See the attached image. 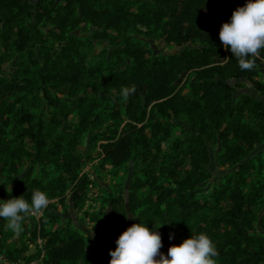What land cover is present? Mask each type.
I'll list each match as a JSON object with an SVG mask.
<instances>
[{
	"label": "trees",
	"instance_id": "trees-1",
	"mask_svg": "<svg viewBox=\"0 0 264 264\" xmlns=\"http://www.w3.org/2000/svg\"><path fill=\"white\" fill-rule=\"evenodd\" d=\"M245 2L0 0V200L30 202L36 189L50 200L14 239L0 219V251L25 259L39 237L44 264H108V244H116L101 238L90 247L52 203L80 209L94 183L80 172L99 159L132 170L126 201L107 191L96 199L109 204L114 237L129 214L167 250L205 233L217 264L264 263V150L255 151L264 143V102L234 96L229 84L247 80L264 97V49L243 71L218 35ZM82 25L89 37L77 35ZM89 38L107 43L109 56L88 61ZM151 42L181 49L156 52ZM131 85L125 100L121 87ZM174 127L185 138L170 140ZM210 148L226 171L212 183ZM101 214L89 221L104 227Z\"/></svg>",
	"mask_w": 264,
	"mask_h": 264
},
{
	"label": "clouds",
	"instance_id": "clouds-1",
	"mask_svg": "<svg viewBox=\"0 0 264 264\" xmlns=\"http://www.w3.org/2000/svg\"><path fill=\"white\" fill-rule=\"evenodd\" d=\"M218 35L241 70L255 69V59L264 49V0H246L243 6L233 10L228 22L221 24ZM135 90V85L122 86L120 95L126 100ZM49 203L47 194L39 189L32 191L30 202L23 195L0 200V219L19 236L25 217L42 213ZM115 244V250L109 251L108 264H217L214 258L218 251L205 233L191 234L179 245H170L165 255L160 251L161 235L141 223H133L118 236Z\"/></svg>",
	"mask_w": 264,
	"mask_h": 264
},
{
	"label": "rangeland",
	"instance_id": "rangeland-1",
	"mask_svg": "<svg viewBox=\"0 0 264 264\" xmlns=\"http://www.w3.org/2000/svg\"><path fill=\"white\" fill-rule=\"evenodd\" d=\"M33 3H36L37 0H32ZM77 35H79L80 38L82 37H89L90 36V28L87 25H82L77 31ZM89 47H88V61L97 60L99 59H105L107 56H109L111 49L107 45V43H100L97 42L91 38H89ZM87 42V40H86ZM152 47L155 49L156 52L161 53H175L180 51V47L177 46H162L157 45L154 42L150 43ZM261 72V79H264V65L260 69ZM229 84L234 87V96H238L239 94H242L243 92L247 93L248 95H251L253 86L252 84L243 79L238 80H231L229 81ZM243 85V86H238ZM170 140H173L175 138H185L186 135H184L181 131V128L174 127L171 133ZM211 162L208 165V170L212 174V177L209 178V183L214 182V179L220 175H223L226 173V171L220 167L216 160L214 159V153L211 148ZM264 146L257 147L256 152L263 151ZM85 153V152H84ZM95 170V171H94ZM131 167L129 166L126 171L120 168L110 167V166H100L99 159L94 160L90 163H88L87 166H85L80 174H90V179L94 183L88 185L87 192L85 193V198L83 200V204L80 209H74L72 207H69V203L65 204H59L53 201L52 203L55 204L57 212L61 215L60 222L70 228H77L79 229L83 235L88 237L89 239V246L91 247L93 243L100 239V238H106L109 242H112L114 239V236L109 233V231L106 230V215L109 213V204L107 202H102L100 204L97 203L96 199H101L103 191L107 192H116L119 197L123 199L124 197V188L125 185L128 182L129 176L131 175ZM116 184H119L117 186ZM75 187V186H74ZM208 187V185H207ZM67 194H71V187L68 189ZM98 208H102V214L99 216V219L103 221L104 227L98 226L96 223L90 222V217L92 212H96ZM111 212V209H110ZM131 219V218H130ZM94 234V235H93ZM17 235L13 237L16 238ZM22 238V237H21ZM112 250V245L108 244V256L109 251ZM162 253L167 255V249L166 247H162L160 249ZM264 264V263H261Z\"/></svg>",
	"mask_w": 264,
	"mask_h": 264
},
{
	"label": "built area",
	"instance_id": "built-area-1",
	"mask_svg": "<svg viewBox=\"0 0 264 264\" xmlns=\"http://www.w3.org/2000/svg\"><path fill=\"white\" fill-rule=\"evenodd\" d=\"M42 240L37 237L36 239V245H32L30 246L33 247V252H35L36 250V255L35 257L32 258H27L29 257V251L24 255L26 258L25 259H17V260H12L10 259L5 252L0 251V264H44V258H45V252L44 249L42 247ZM29 248V249H30Z\"/></svg>",
	"mask_w": 264,
	"mask_h": 264
},
{
	"label": "water",
	"instance_id": "water-1",
	"mask_svg": "<svg viewBox=\"0 0 264 264\" xmlns=\"http://www.w3.org/2000/svg\"><path fill=\"white\" fill-rule=\"evenodd\" d=\"M252 98H255V99H257V100H259V101H261V102H264V97H262V96H260L259 94H258V92H256V90L253 88V90H252V93H251V95H250ZM261 146H264V143L262 144V145H260V146H258V147H261ZM130 182H131V175L129 176V179H128V182H127V184L125 185V188H124V191H125V195H124V198H125V201L127 200V192H128V188H129V185H130ZM126 211H127V214H128V207H127V204H126ZM128 221H127V228L129 227V226H131V216L128 214ZM107 231H109V233H110V230L109 229H107ZM118 237H114V239H113V245L115 244V241H116V239H117ZM101 239V238H100ZM33 252V247H31L30 249H29V254H31Z\"/></svg>",
	"mask_w": 264,
	"mask_h": 264
},
{
	"label": "crops",
	"instance_id": "crops-1",
	"mask_svg": "<svg viewBox=\"0 0 264 264\" xmlns=\"http://www.w3.org/2000/svg\"><path fill=\"white\" fill-rule=\"evenodd\" d=\"M34 216L36 217V219H38L41 216V213L40 214H35ZM16 241H17V239H16Z\"/></svg>",
	"mask_w": 264,
	"mask_h": 264
},
{
	"label": "flooded vegetation",
	"instance_id": "flooded-vegetation-1",
	"mask_svg": "<svg viewBox=\"0 0 264 264\" xmlns=\"http://www.w3.org/2000/svg\"><path fill=\"white\" fill-rule=\"evenodd\" d=\"M244 93V92H243ZM246 93V92H245ZM247 94V93H246Z\"/></svg>",
	"mask_w": 264,
	"mask_h": 264
}]
</instances>
